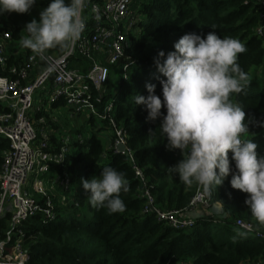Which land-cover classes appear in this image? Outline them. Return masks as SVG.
<instances>
[{"label": "trees", "instance_id": "1", "mask_svg": "<svg viewBox=\"0 0 264 264\" xmlns=\"http://www.w3.org/2000/svg\"><path fill=\"white\" fill-rule=\"evenodd\" d=\"M262 0H145L140 5V35L127 52L128 60L108 65L111 68L127 64V80L120 84L115 97L113 118L126 132L127 146L137 165L147 179V187L162 210H182L189 206L198 185H185L169 174L167 169L183 157L179 150L168 151L167 143L159 130L160 120H147L143 105H134L131 97H147L145 85H156L154 94L162 98L154 59L160 51L167 54L186 33L202 37L216 32L224 38L231 36L246 45L239 54L238 63L248 73V86L231 99L239 103L248 125L247 139L257 143L258 155H264V39L256 31L261 24ZM49 0H38L30 14L0 16L5 26L14 27L16 39L32 19H39V12ZM67 49L54 48L47 54L63 56ZM74 68L85 70L87 64L75 58ZM109 80V79H108ZM161 112L166 114V109ZM92 126L94 125L91 122ZM103 131L113 140L108 121H102ZM112 133H111V132ZM104 140L93 133L77 147L69 158V173L74 175L70 200H56L58 219L48 225L41 224V215L28 219L22 229L30 244L28 264H259L264 259V240H258L235 227L241 219L264 230L252 217L244 204L246 193L232 189L231 175L224 183L207 194L209 209L194 214L190 229L175 230L153 215L144 214L145 200L140 197V183L135 178L132 165L126 156L108 150ZM9 142L0 137V168L2 154ZM229 159L231 153L229 152ZM103 156L105 157L103 159ZM112 166L123 171L129 181V191L121 193L126 205L124 213L109 214L107 209H97L88 202L87 193L80 184L99 176L101 169ZM235 171L234 164L230 165ZM61 174V170L55 169ZM69 194V195H70ZM217 200L222 205L217 203ZM61 203V202H60ZM2 223V229L5 228Z\"/></svg>", "mask_w": 264, "mask_h": 264}, {"label": "built area", "instance_id": "2", "mask_svg": "<svg viewBox=\"0 0 264 264\" xmlns=\"http://www.w3.org/2000/svg\"><path fill=\"white\" fill-rule=\"evenodd\" d=\"M141 2L90 0L84 11L86 29L63 56L45 53L43 58H34L31 51L20 46V38H14V27L0 22V137L9 142L0 168V264H28L30 244L22 229L28 219L40 214L41 224L48 225L59 218L57 198L51 194L53 186L50 190L44 187L42 177L56 175L60 191L72 192L74 175L68 171L72 164L68 161L91 135H79L73 141L59 128L54 130L61 107L69 109L71 117L83 116L86 128L97 133L108 150L128 158L140 183V197L145 200L144 214L175 230H188L194 225L193 215L209 209L207 194L200 185L185 209L169 211L156 206L147 179L127 146L126 132L114 121V103H107L108 65L128 60L126 54L140 35ZM260 6L261 24L256 34L264 39V0ZM75 58L87 64L85 70L72 66ZM127 69L125 64L124 81ZM102 121L111 126L113 140L110 133L99 128ZM3 222L6 225L2 229ZM235 227L264 240V230L253 223L237 219ZM259 264H264V259Z\"/></svg>", "mask_w": 264, "mask_h": 264}, {"label": "clouds", "instance_id": "3", "mask_svg": "<svg viewBox=\"0 0 264 264\" xmlns=\"http://www.w3.org/2000/svg\"><path fill=\"white\" fill-rule=\"evenodd\" d=\"M89 2L49 0L39 19L25 24L20 46L31 51L34 58H43L50 49H69L86 29L84 11ZM37 3L0 0V16L30 14ZM173 49L167 54L160 51L154 59L164 77L159 79L163 99L154 94L156 85L151 83L145 85L147 97H131L134 105L145 107L148 121L160 120L166 150L182 154L168 173L185 185L199 184L209 195L231 175V188L247 194L244 204L252 217L264 224V155H258L257 143L246 138V113L231 99L248 86V73L238 63L246 45L231 36L221 38L216 32L203 37L186 33ZM80 184L90 194L92 207L107 209L109 214L126 211L121 193H127L130 186L123 171L105 166L99 176L81 179Z\"/></svg>", "mask_w": 264, "mask_h": 264}, {"label": "rangeland", "instance_id": "4", "mask_svg": "<svg viewBox=\"0 0 264 264\" xmlns=\"http://www.w3.org/2000/svg\"><path fill=\"white\" fill-rule=\"evenodd\" d=\"M145 1V0H143ZM125 65L121 64L118 66H114L111 68V73L109 76L107 88H106V98L107 103L113 102L115 103V97L117 92L119 91L120 84L123 83V71L122 67ZM127 74V73H126ZM56 116L58 117V123L57 126L59 128V132L64 134L65 136L70 137L73 141L76 139L77 136L81 135L83 137H86L87 135H92L94 132L89 131L86 128L87 120L83 116H76L71 117V112L66 107H61L57 113ZM99 128H103V124L99 123ZM97 125V126H98ZM72 148V147H71ZM75 151V152H74ZM74 155H76L77 150L75 149ZM55 172V171H54ZM57 176L56 175H48L47 177H42V181L44 184V187L50 190L51 184L53 186V189L51 194L57 197V201H61L62 197L61 195H64V192L62 193L60 189L57 187L55 180ZM33 182V179H30V184ZM71 189H76V184L72 183ZM29 194H32L31 191H29ZM72 194H67L66 197L70 200ZM37 197V196H35Z\"/></svg>", "mask_w": 264, "mask_h": 264}, {"label": "crops", "instance_id": "5", "mask_svg": "<svg viewBox=\"0 0 264 264\" xmlns=\"http://www.w3.org/2000/svg\"><path fill=\"white\" fill-rule=\"evenodd\" d=\"M52 128L54 129V130H56V129H58V126H57V124H55V125H53L52 126ZM61 197H62V195H61ZM57 198V197H56ZM64 198V199H63ZM63 200L65 201L66 200V198L65 197H62V200L61 201H59V204L61 205V204H63ZM61 202V203H60Z\"/></svg>", "mask_w": 264, "mask_h": 264}, {"label": "water", "instance_id": "6", "mask_svg": "<svg viewBox=\"0 0 264 264\" xmlns=\"http://www.w3.org/2000/svg\"><path fill=\"white\" fill-rule=\"evenodd\" d=\"M119 150H120V151H122V150H123V147H122V146H120V147H119Z\"/></svg>", "mask_w": 264, "mask_h": 264}]
</instances>
